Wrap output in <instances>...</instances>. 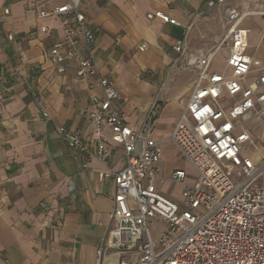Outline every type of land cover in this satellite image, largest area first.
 I'll return each mask as SVG.
<instances>
[{
	"label": "crops",
	"instance_id": "crops-1",
	"mask_svg": "<svg viewBox=\"0 0 264 264\" xmlns=\"http://www.w3.org/2000/svg\"><path fill=\"white\" fill-rule=\"evenodd\" d=\"M64 1L0 0V264H95L113 226L114 183L99 175L125 167L122 147L107 141L110 159L104 163L70 149L58 132L78 131L92 151L88 114L91 99L102 95L94 77L77 78L72 62L59 74L50 58L64 32L39 12ZM208 1L84 0L82 5L95 37L99 75L115 83V106L127 124L139 128L158 106L151 136L162 147L161 174L179 190L173 195L162 189L164 179L156 189L174 202L181 187L170 177L183 168L171 163L172 154L181 156L170 136L198 76L183 59L173 64L175 43L183 40L186 53L213 48L227 29L224 9L232 6L243 16L238 28L247 32L245 54L264 63V0H225L215 7ZM156 12L179 25L147 19ZM219 53L223 64L228 53ZM105 137L109 140L108 130ZM190 170H185L188 184L194 177ZM104 264L116 263L109 258Z\"/></svg>",
	"mask_w": 264,
	"mask_h": 264
},
{
	"label": "built area",
	"instance_id": "built-area-1",
	"mask_svg": "<svg viewBox=\"0 0 264 264\" xmlns=\"http://www.w3.org/2000/svg\"><path fill=\"white\" fill-rule=\"evenodd\" d=\"M83 2L65 0L41 10L39 17L53 18L64 32L49 51L57 73L63 74L65 63L72 62L76 77H94L102 93L91 99L88 114L93 150H88L78 131L60 127L61 138L87 159L104 163L110 159V141L122 147L126 161L121 171L99 175L114 183L109 213L113 226L97 251L95 264L109 258L116 264H264V63L245 54L247 32L238 28L243 16L235 7L224 9L227 29L211 49L186 53L183 40L173 47V64L183 59L198 71L170 136L194 176L188 184L184 169L172 173L170 180L181 187L180 199L174 202L156 189L157 182L163 181L159 168L162 147L151 136L158 106H152L139 128L127 124L125 113L115 106V83L99 75L93 53L95 37L87 27ZM224 2L209 0L208 6ZM153 18L179 25L159 12L147 15ZM222 50L228 54L223 67L215 69L214 60ZM39 108L46 117L42 102ZM257 130L262 136L256 137ZM248 148L252 155H243ZM227 165L234 169L237 184L225 169ZM153 220L162 224L155 241L150 240Z\"/></svg>",
	"mask_w": 264,
	"mask_h": 264
},
{
	"label": "rangeland",
	"instance_id": "rangeland-1",
	"mask_svg": "<svg viewBox=\"0 0 264 264\" xmlns=\"http://www.w3.org/2000/svg\"><path fill=\"white\" fill-rule=\"evenodd\" d=\"M221 57H222V54L219 53V55L214 60V66L216 68H222L223 67ZM258 136L259 137L262 136V133L260 130H257V132H256V137H258ZM261 145L264 146V138H263ZM262 149H263L262 154L264 155V148H262ZM252 153H253V151L250 148H248V149L244 150L243 155H252ZM172 158L173 159L171 160V163H174L175 165H178L185 170H190V166H188V164L185 163L181 157H179L178 155L173 156V154H172ZM225 169L228 170V173H230V175H232V179H233L234 183L237 184L239 182V179L234 177V169L230 165H227L225 167ZM162 178L164 179L165 183L162 185L161 188L164 190H169L170 193L173 195H177L179 188L177 186H172V185L168 184V182H167L168 179H166L165 174L162 175ZM161 229H162V224H161L160 220H153L150 223V240L151 241H155V239H156L158 233L161 231Z\"/></svg>",
	"mask_w": 264,
	"mask_h": 264
}]
</instances>
